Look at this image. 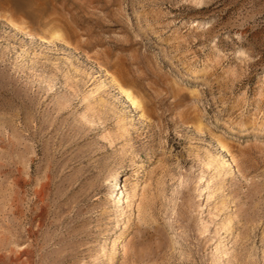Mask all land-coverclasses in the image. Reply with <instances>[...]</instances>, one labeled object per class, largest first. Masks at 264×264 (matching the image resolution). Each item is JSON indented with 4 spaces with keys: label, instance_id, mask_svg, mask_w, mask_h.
Masks as SVG:
<instances>
[{
    "label": "rangeland",
    "instance_id": "rangeland-1",
    "mask_svg": "<svg viewBox=\"0 0 264 264\" xmlns=\"http://www.w3.org/2000/svg\"><path fill=\"white\" fill-rule=\"evenodd\" d=\"M0 264H264V0H0Z\"/></svg>",
    "mask_w": 264,
    "mask_h": 264
},
{
    "label": "bare ground",
    "instance_id": "bare-ground-1",
    "mask_svg": "<svg viewBox=\"0 0 264 264\" xmlns=\"http://www.w3.org/2000/svg\"><path fill=\"white\" fill-rule=\"evenodd\" d=\"M126 94H127L128 98H129V100H130L133 104H136V105L139 104L138 101L136 100V98H134L130 92H127ZM118 197H119V196H118Z\"/></svg>",
    "mask_w": 264,
    "mask_h": 264
}]
</instances>
